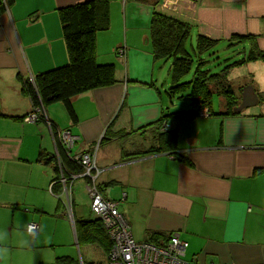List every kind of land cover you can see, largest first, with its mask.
Instances as JSON below:
<instances>
[{
	"label": "crops",
	"instance_id": "0c3cea01",
	"mask_svg": "<svg viewBox=\"0 0 264 264\" xmlns=\"http://www.w3.org/2000/svg\"><path fill=\"white\" fill-rule=\"evenodd\" d=\"M78 1L13 0L0 12V56L6 61L0 62V73L4 66L9 71L8 77L0 76V264H54L60 256L71 257L69 264L76 262L71 254H56L49 261L36 253L47 242L54 245L60 221L68 231V216L76 241L74 219L84 218L76 215L73 195L75 188L86 191V178L68 185V207L64 195L60 207L51 191L57 172L53 160L47 163L44 157L56 155L57 129L78 136L71 155L94 152L99 170L96 184L105 198L119 202L135 240L178 232L188 243L184 259L193 264H264V112L243 109L237 114L209 113L172 121L169 127L177 129L174 152L130 156L152 145L153 130L137 129L165 110L156 84L147 89L137 84L149 82L156 65L147 37L153 10L188 22L191 33L217 39L223 48L238 43L230 39L232 35L250 34L263 50L264 0H112L110 27L96 35V56L99 62L114 65L117 81L73 97L76 123L60 102L42 106L46 117L26 121L25 115L33 109L21 92L18 74L32 78L68 61L58 8ZM133 13H139L142 21H135ZM110 46V58L100 57ZM257 62L264 66L259 58L230 68V86H234L229 77L233 68H254ZM250 81L242 80L233 91L240 102L245 85H252L258 96ZM218 97L221 106L216 111L211 106L212 112L224 109V99ZM108 127L109 135L99 143ZM56 162L60 167L58 158ZM30 222L39 226L34 235L26 231Z\"/></svg>",
	"mask_w": 264,
	"mask_h": 264
},
{
	"label": "trees",
	"instance_id": "16d2710c",
	"mask_svg": "<svg viewBox=\"0 0 264 264\" xmlns=\"http://www.w3.org/2000/svg\"><path fill=\"white\" fill-rule=\"evenodd\" d=\"M111 1L81 0L58 8L62 35L68 52V61L40 71L32 78L22 77L18 74V79L21 81V92L30 99L32 109L47 106L52 102H60L71 122L76 123L78 118L72 105L73 97L87 90L108 86L117 81L114 65L110 62H99L96 56V35L99 31L108 30L110 27ZM12 2L13 0H0V12L4 11ZM190 32L191 25L188 22L153 10L149 34L154 60L171 59L169 94L173 96L179 91H188V96L192 98V108L181 111L164 110L158 119L138 128L137 130L151 128L154 133V142L145 150L132 152L131 157L154 152L175 151L177 148V129L169 127L170 125L165 129L162 128L164 122L169 124L172 121L191 120L198 116V112L203 106L207 107L210 115L233 113L232 108L238 103L235 104L230 99L234 92L227 78L229 69L245 61L264 59V50L259 48L255 36L250 34L232 35L231 40L249 44L245 57L235 60L229 65L227 64L217 73H211L209 69L203 67L205 61L200 56L214 49L218 40L198 34L195 47L189 52L186 42L190 37ZM192 57H197L198 62L193 70L192 78L183 81V77L190 73L192 69ZM214 93L224 99V109L218 112L211 111L210 99ZM41 116L45 117V115ZM50 125L53 129L58 128L52 121H50ZM108 130L109 127L105 130L99 143L105 140L106 135H109ZM126 135L125 133L120 134V137ZM56 146L58 157L55 154L49 157L46 155L44 159L47 163L53 160L54 170L57 173L51 180V190L59 199L58 203L61 207L62 184L59 181L60 172L56 162L57 158L64 171L69 172V174L79 173L81 166L74 159V155H71L70 152V154L67 153L70 149L64 148L57 139ZM175 155L188 164L192 163L183 154L175 153ZM74 226L78 244H96L106 252L107 256L111 241L100 219L94 216L74 219ZM160 235L162 234L153 233L148 240H156ZM56 260L57 263H68L72 258L60 256ZM83 264L86 263L83 262Z\"/></svg>",
	"mask_w": 264,
	"mask_h": 264
},
{
	"label": "rangeland",
	"instance_id": "374dc122",
	"mask_svg": "<svg viewBox=\"0 0 264 264\" xmlns=\"http://www.w3.org/2000/svg\"><path fill=\"white\" fill-rule=\"evenodd\" d=\"M175 0H171V2ZM174 5V4H172ZM117 15L120 16L121 13L117 9ZM133 19L135 21L141 22L142 17L139 16V13H133ZM192 28V27H191ZM148 39H149V45H151V40H150V34L149 31L147 32ZM119 37L118 39L120 40V43L124 42V34L122 32V37H121V31L119 30L118 32ZM192 34V35H191ZM196 34L197 33H191L190 32V37L188 38L186 42V47L189 52L193 50V47H195L196 43ZM135 40L140 41V38L135 36ZM118 42V43H119ZM143 41L141 40L142 46H147V44L143 45ZM105 45L108 46L106 43ZM225 45V44H224ZM123 47L124 45L121 44ZM126 46V45H125ZM234 48L232 50H229L227 48ZM243 47H245V51L243 50ZM247 43H235L233 46L223 48V44L218 42L216 47L212 49L209 52L203 53L200 57L202 58L203 61H205L203 67L205 69H209L211 73H217L219 72L224 66L227 64L229 65L231 62L244 58L246 55V50H247ZM127 48H130L127 46ZM122 49V48H121ZM130 49H128L129 52ZM264 50V49H263ZM117 51V50H116ZM133 50L131 51V53ZM113 53V48L110 46V48L106 47L104 48L101 53L100 57L102 58H107L111 56ZM145 52H140L142 58L144 57L143 55ZM120 56H122L120 53H118ZM153 58V54H152ZM193 62H192V69L190 73H188L186 76L183 77V81H188L192 78L193 75V70L198 62L197 57H192ZM0 62H6L1 56H0ZM155 66L151 69L152 75H148V81L145 83H137L140 85V87H152L153 84H156L157 88L160 90V95L162 96L163 100V106L166 109L170 111H181V110H189L192 108L191 102L192 98L188 96V91L176 93L175 95L168 94L169 88L171 87V81H170V73H169V66L171 64V59H157L155 60ZM248 67V68H247ZM261 67V68H259ZM263 62H257L254 68L252 66H243L242 68H233L232 70V75H229L231 78L234 86H233V91H236L235 88L237 86L242 84V80H252L250 82H254L253 85H256V92L258 93L259 96V102L256 106H250L247 108H244V110L248 111H262L264 112V68H263ZM245 69L248 70V72H252V74H249L248 72H243ZM0 76L8 77V70L7 67H3L1 69ZM150 69L148 70L149 73ZM150 73V74H151ZM251 83V84H252ZM234 95V94H233ZM230 96V99L232 102H235V104L240 102V98L236 96ZM211 106L213 108V111H216L219 106H221V100L216 94L211 95ZM130 146L129 144H126V148ZM75 195V197H74ZM73 195L74 199V210L76 212V215L79 214L80 216H83L84 218H89L92 217V213L90 212V199L88 194L86 193L85 190L82 191H77L75 188V192ZM64 196V203L65 207H68L70 205L69 201L65 200ZM67 225H68V231L66 229H63L62 222H59V228H58V234L56 235V239L54 241V245H49V242L46 243V245H43V247H38L36 250V253H41L43 255L44 260L48 259L49 261L52 260L51 258H54L56 254H71L76 262H72L71 264H81L83 261L84 263L92 262V263H104L106 262L105 260V254L104 251L96 244H77L75 241V236L72 230L71 222H70V216L67 218ZM50 249V250H49ZM48 262V261H47ZM54 264H62V263H54ZM69 264V263H66Z\"/></svg>",
	"mask_w": 264,
	"mask_h": 264
},
{
	"label": "built area",
	"instance_id": "2783aa9c",
	"mask_svg": "<svg viewBox=\"0 0 264 264\" xmlns=\"http://www.w3.org/2000/svg\"><path fill=\"white\" fill-rule=\"evenodd\" d=\"M117 51L122 52L119 48ZM41 115H44L42 106L34 107L31 112L25 115L24 120L33 122L39 119ZM198 115L208 116L209 110L203 106ZM47 122L50 125V121ZM162 125L164 129L169 126L167 122ZM56 139L62 143L64 148L71 149L78 136L66 129H57ZM67 152L69 153V150ZM74 159L81 166L79 173L69 174V172L64 171L62 166L59 167V181L62 184L61 195H64L66 200L69 201L68 185H71L79 177L87 179L84 186L90 199V212L94 217L100 219L111 241L106 256V264H193L184 259L188 243L180 238L178 232H172L153 241L135 240L128 222L119 211V202L105 198L96 184L99 170L94 152L85 151L74 154ZM38 228L36 222H30L26 226V231L34 235Z\"/></svg>",
	"mask_w": 264,
	"mask_h": 264
},
{
	"label": "water",
	"instance_id": "95a60500",
	"mask_svg": "<svg viewBox=\"0 0 264 264\" xmlns=\"http://www.w3.org/2000/svg\"><path fill=\"white\" fill-rule=\"evenodd\" d=\"M241 94H242L241 102L232 108L233 113H239L244 108L255 105L259 101L258 96L255 93L252 85H245L241 90ZM56 155L58 157L57 151H56Z\"/></svg>",
	"mask_w": 264,
	"mask_h": 264
}]
</instances>
